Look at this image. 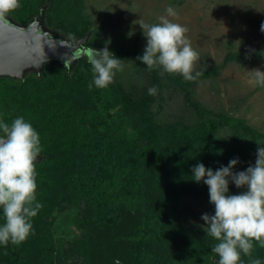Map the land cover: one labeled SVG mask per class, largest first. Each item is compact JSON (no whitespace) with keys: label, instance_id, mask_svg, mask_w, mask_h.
<instances>
[{"label":"trees","instance_id":"1","mask_svg":"<svg viewBox=\"0 0 264 264\" xmlns=\"http://www.w3.org/2000/svg\"><path fill=\"white\" fill-rule=\"evenodd\" d=\"M18 4L4 14L18 26H27L44 7L46 32L73 44L89 33L83 47L102 49L107 43L122 61H138L143 54L138 47L102 38L104 25L93 24L83 0ZM245 56L229 53L225 61L242 62ZM251 56L264 58V51ZM139 65L148 71L144 85L114 78L105 88H89L93 73L84 55L69 68L47 61L39 74L32 69L23 79L0 76V121L11 124L22 116L38 132L42 149L35 164L42 207L24 243L0 244V264L60 261L61 241L50 227L55 215L69 208L74 211L68 220L82 230L71 241L73 253L86 264H218L212 251L218 241L206 234L207 226L185 227L177 206L185 197L202 200L208 194L207 185L193 180L194 166L203 163L215 171L237 157L233 171L241 162L254 164L264 133L244 119L204 108L182 77ZM201 73V78H214L218 68ZM152 87L155 95L148 93ZM168 88L181 92L183 111L194 120L163 115ZM121 204L132 216L133 228L127 239L106 237L103 227L120 220ZM253 243L252 256L242 254V264L252 259L264 264V247ZM24 246H29L27 252H21Z\"/></svg>","mask_w":264,"mask_h":264},{"label":"rangeland","instance_id":"2","mask_svg":"<svg viewBox=\"0 0 264 264\" xmlns=\"http://www.w3.org/2000/svg\"><path fill=\"white\" fill-rule=\"evenodd\" d=\"M83 2L93 24L104 25L100 33L102 38L119 45L138 47L141 52L146 45V38L138 25L140 21L147 24L159 23L160 17L166 16V10L172 7L177 16L168 19L189 29L188 38L192 47L200 54L196 71L218 68V74L214 78L204 79L199 76L195 81H189L195 99L206 109L216 113L226 112L233 117L244 119L254 129L264 133V87L249 83V70L260 68L264 71V58L251 56L254 52L264 51V32L260 30V25L264 22V0H83ZM229 53H243L246 56L242 62H226L225 57ZM122 63L123 70L118 71L115 78L125 85L146 84L148 71L139 65V61L129 60ZM31 70L32 68L26 69L25 73ZM161 73H164L162 69ZM164 98L167 99L164 116L170 120L172 116L194 120V117L184 113L182 95L178 89H166ZM41 159L42 156L37 162ZM249 164L251 163L241 162L235 172L246 169ZM245 190L246 188H236L230 181L229 194H239ZM177 208L185 227L205 228L201 219L202 214H214V205L209 203V194L204 195L202 200L185 197ZM70 209L57 213L54 225L50 227V232L60 238L62 251L60 261L53 264H86L85 260L73 253L74 245L71 241L79 238L82 230L73 221L68 220L74 211ZM120 212L123 213L115 225H104L106 237L128 238L133 228V218L123 204L120 205ZM28 247L20 248L21 252H27ZM98 258L104 262L102 256Z\"/></svg>","mask_w":264,"mask_h":264},{"label":"clouds","instance_id":"3","mask_svg":"<svg viewBox=\"0 0 264 264\" xmlns=\"http://www.w3.org/2000/svg\"><path fill=\"white\" fill-rule=\"evenodd\" d=\"M19 6L18 0H0V17ZM166 12L159 23L147 24L141 20L138 24L146 45L136 60L150 70L159 67L168 74L195 81L202 74L196 71L200 54L188 38L189 29L168 19L176 17L177 12L172 7ZM260 30L264 32V22ZM83 55L93 73L89 88L93 85L107 87L117 72L123 70V59L117 57L107 43L102 49L88 47ZM249 73V83L264 87V71L255 68ZM148 93L155 95L157 88H149ZM0 132L3 133L0 135V206L4 217V223L0 224V244L16 245L31 234L32 219L42 207L37 202L35 178V164L42 149L38 132L22 116L11 124L0 121ZM257 145L254 164L242 171H233L240 162L238 157L215 171L203 163L192 168L193 180L207 185L209 203L214 205V214L204 213L201 219L207 226L206 234L218 241L212 248L219 257L218 264H242V254L252 256L254 241L264 247V146ZM230 181L236 188L246 190L229 194ZM251 264H261V261L252 259Z\"/></svg>","mask_w":264,"mask_h":264},{"label":"water","instance_id":"4","mask_svg":"<svg viewBox=\"0 0 264 264\" xmlns=\"http://www.w3.org/2000/svg\"><path fill=\"white\" fill-rule=\"evenodd\" d=\"M44 7L27 26H18L6 16L0 17V76L22 79L26 69L37 74L47 61L70 67L77 57L83 56V44L89 33L72 43L46 32L43 28Z\"/></svg>","mask_w":264,"mask_h":264}]
</instances>
